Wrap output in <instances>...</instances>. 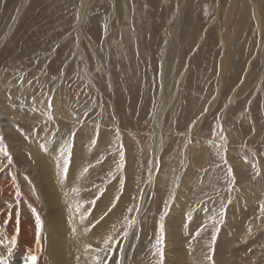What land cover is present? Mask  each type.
Wrapping results in <instances>:
<instances>
[{
    "label": "rangeland",
    "instance_id": "obj_1",
    "mask_svg": "<svg viewBox=\"0 0 264 264\" xmlns=\"http://www.w3.org/2000/svg\"><path fill=\"white\" fill-rule=\"evenodd\" d=\"M0 89L9 115L30 106L0 115L14 138L0 177L21 193L4 209L47 213L39 157L85 237L83 264H103L86 246L114 225L123 251L108 264H160L161 225L163 264H179L173 230L190 264H215L226 243L231 264H264V0H0Z\"/></svg>",
    "mask_w": 264,
    "mask_h": 264
},
{
    "label": "bare ground",
    "instance_id": "obj_2",
    "mask_svg": "<svg viewBox=\"0 0 264 264\" xmlns=\"http://www.w3.org/2000/svg\"><path fill=\"white\" fill-rule=\"evenodd\" d=\"M15 15H17V14H15ZM257 23L258 22L256 21V24ZM173 41L174 40H172V42ZM172 42H171V44H172ZM4 92L6 93V90ZM0 96L2 97L1 94H0ZM18 99H19V97H18ZM23 105L25 106V104H22V108H26L27 107V105L25 107ZM29 107H27V108H29ZM22 108H18V109L15 108V111H13V114H15L16 112L22 113V112L27 110V108H26L23 111ZM11 109H12V107L9 104L8 105H4V106H2L0 104V115L3 116L4 118H6V120H8V122H9V119L11 118V116H13L12 112L10 114L11 116L8 114V111L10 112ZM34 110L36 112H38L35 108H34ZM160 111L161 110L159 108V110L157 112V116L155 117V120L158 118L157 121H161V116H162L163 113L162 112L160 113ZM3 123H4V121H3ZM8 125L10 127V124H8ZM2 126H4V128L7 127V126H5V124L2 125ZM7 129H10V128L7 127ZM177 129H179V128L177 127ZM10 130L3 129L2 130V135H3V137L6 138L7 143L12 145V141H14V138L11 137V135L13 133H12V129H10ZM190 139H191V137H190ZM186 140H188V139L186 138ZM200 145H201V143H199L198 140H196L195 146H198L200 148L199 149L200 153L202 151L201 155L203 156V154L205 152V151H203V147L204 146L202 147V145L201 146ZM192 147L194 148V146H192ZM178 150H180V149L178 148ZM13 152L15 154L17 153L19 156H22L20 151L12 150V153ZM74 152H75L74 154L76 155L77 151L74 150ZM155 153H156V157H157V160H158L157 163H159L160 160H162L161 157H160L162 155V154H160L161 153V148H159L158 152H157V149H156ZM37 159L39 160L38 163H40L39 169H40V172L42 174V177H36L35 181H36V184H39V185L42 186L41 188H43V195L45 196V200H46L45 202L47 204V206H46L47 213L46 214H45L44 210H42L43 211L42 212L43 214H42L41 210H39V208L37 207V209H38L37 210L38 211L37 214L39 216H41V214H42V218H43V219L40 218V220L42 222V227L39 230L40 235H39L38 232H37L38 234L36 233V231H38V230H37V225H36L35 219L33 221H31V219H32L31 215H27V212L24 211L23 215L20 216V219L17 220L16 219L17 217H13L14 213H15L14 211L13 212H11V211L9 212L7 208L4 209V204L8 203V201H10L13 198V196L16 194L17 190L14 188V186L17 184V182H16L17 180H16L15 177H13L15 183L13 181L6 182V181L3 180L2 177H0V258L3 259L5 257L4 256L5 254H7V255L8 254H12L13 255V257H9L7 260L2 262L1 264H30L29 257L31 255H35L37 257V264H83V262H81L82 259L79 258L80 255L78 256L79 253L77 254V250H78V247L83 245V239L85 237L84 238L81 237V238H83L81 240V239H78L76 237L79 234V232H78V234L75 237L73 236L74 235L73 233H70L69 226H71V228H72L73 227L72 225H74V224L69 225V223H68L67 205L64 204V201L61 198L62 194L61 195H60V193L58 194L59 190H57V187H55V183L56 182L53 181L52 177H50V176L47 177V173H48L47 170L49 169L48 166L46 167V164L44 162L41 163V159H39V157ZM73 160H75V157H74ZM31 167H33V166H31ZM235 167L237 168L236 164H235ZM48 175H51V173L50 174L48 173ZM19 177H21V176H19ZM71 180H74V179H71ZM21 185H23V183H21ZM72 185H75V184H72ZM27 205H28V203H27ZM29 206H31V205L29 204ZM179 207L182 208V203H180V204L175 203L174 209L177 210ZM34 210H36V209H34ZM28 216H29V218H28ZM17 222H19L20 233L16 232V230H17V227H16L17 226L16 225ZM102 227H104V226H102ZM95 229H94V232H93L94 234H95V231H96ZM98 230H99V228H98ZM170 235L172 237V240H171V238H170V240H167V245H166L167 246V251H169L168 253L170 254L169 256L172 259L178 260L179 264H190V260H188V256L187 257H183V254H182L185 251L184 250L185 245L188 244V243L186 241H182V240H181L182 241L181 242L179 240L177 232H175V230H173V233L171 232ZM13 240L15 241V243H12ZM174 240H176L178 242V244H179V241H180L183 244V246H181L182 248L179 247V245L176 246V243L174 242ZM124 241H126V239ZM89 243L91 244V242H89ZM232 245H233V242H232ZM175 246L178 248V250H173V248ZM231 249L232 248L230 247V244L228 245L226 243L225 246H223V252L219 255V259L217 258L215 264H231V261H229L227 259V258H229V255H230V254L228 255V252ZM231 251H233V250H231ZM84 259H86V258H84ZM231 260H232V258H231Z\"/></svg>",
    "mask_w": 264,
    "mask_h": 264
},
{
    "label": "snow or ice",
    "instance_id": "obj_3",
    "mask_svg": "<svg viewBox=\"0 0 264 264\" xmlns=\"http://www.w3.org/2000/svg\"><path fill=\"white\" fill-rule=\"evenodd\" d=\"M47 106L49 109H51V107H52V101L51 100L48 101ZM48 118H49V120H51L52 115L49 114ZM72 135L74 136L75 134L73 133ZM3 141H4V137H0V153H3L4 157L6 158V161H7V163L5 165V167H6L7 165H11L13 163V159H12V156L10 155L8 149H7V146L4 145ZM93 143H95V141H93ZM41 147L44 148V145H41ZM61 156L64 157L63 174L66 177L67 172H68V166L70 163L71 152L70 151H67L66 153L61 152ZM121 159H123V153L122 152H121ZM224 162L227 163L226 160ZM118 167H120V166L118 165ZM253 167L255 168V165H253ZM0 171H4V168L0 167ZM84 171L87 172V169H84ZM228 174L231 177L232 183L234 184L235 178H234V176H232V170L230 168L228 170ZM256 175L257 176L260 175L258 170L256 171ZM74 191H78V189H74ZM16 195H17V197H19L21 195V193L19 192L18 189H17ZM116 199L118 200L119 197H117ZM92 203L94 204L95 200H93ZM114 206H115V204H113V207ZM128 211L131 212V211H133V209L130 208V209H128ZM261 211L264 212V205H261ZM220 215H221V217H223V215H224L223 210L221 211ZM161 219H163V217H161ZM125 221H128V228H131L135 223V221H129L128 217H125ZM36 224H37V230L39 232L40 228L42 227V222H41L38 215L36 217ZM93 227H94V225H93ZM73 231H75V230H73ZM116 231H118V229H116L115 225H114L113 226V232L108 234L106 237L103 238V241H102L103 246L101 248L95 249V248H92L91 245H88V246H86V251L90 250L92 252H103L105 254L104 258H103V264H108V261L110 259L109 254L116 248L117 245H119L121 247V251H123L122 240H114V233ZM249 231H251V229H249ZM199 234L200 233L198 231L196 233V235L198 236ZM127 236H128V231H127V229H125V231L122 234V238L126 239ZM215 238H216L215 235H213V242L215 241ZM12 243H15V241L13 240ZM98 243H100V242L98 241ZM163 244H164V235H163V226L161 225V231H160V234H159V236L157 238V242H156L157 251H158L159 257H160V264H163V261H164ZM0 259H2V258H0ZM94 259L96 260L97 264H101V258L99 256L94 257ZM209 260H211V257H209ZM29 261H30V264H37V257L35 255H31L29 257ZM117 264H119V261H117Z\"/></svg>",
    "mask_w": 264,
    "mask_h": 264
}]
</instances>
